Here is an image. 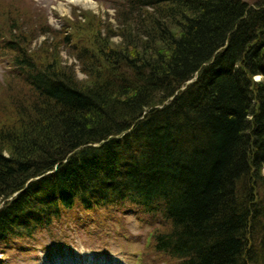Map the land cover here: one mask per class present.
<instances>
[{
	"label": "trees",
	"instance_id": "obj_1",
	"mask_svg": "<svg viewBox=\"0 0 264 264\" xmlns=\"http://www.w3.org/2000/svg\"><path fill=\"white\" fill-rule=\"evenodd\" d=\"M126 3L147 11L145 34L127 54L96 42L79 57L86 82L10 43L36 100L17 128L0 127V199L22 189L0 209V252L76 199L124 188L168 221L157 248L176 264H264V0ZM116 156L120 181L106 166ZM55 167L38 180L51 201L35 216L34 182L24 186Z\"/></svg>",
	"mask_w": 264,
	"mask_h": 264
},
{
	"label": "rangeland",
	"instance_id": "obj_2",
	"mask_svg": "<svg viewBox=\"0 0 264 264\" xmlns=\"http://www.w3.org/2000/svg\"><path fill=\"white\" fill-rule=\"evenodd\" d=\"M247 1L255 6L258 0ZM89 2L96 5L91 6ZM126 9H129L126 0H0V54L7 57L0 58V127L17 128L25 120V114L33 113L35 107L36 94L12 66L16 51L9 46L13 40L40 64L73 65L71 68L76 79L86 82L89 76L82 69L79 57L96 53L99 49L96 42L106 38L109 48L122 49L121 52L126 54L129 46L139 45L140 31L145 34L142 22L147 11L138 13ZM52 114H57V111ZM46 139L48 148L61 144L53 140H47V143ZM252 182L247 184V188L249 184L254 185ZM257 191L254 188V192ZM259 194L263 196L260 191ZM66 215H72L71 211ZM129 218L132 222H123V232L105 233L107 238L111 237L109 241L113 248L108 251L110 261L130 264L127 259L135 254V264H176L174 259L156 252L153 247L151 234L159 227L156 223L142 217L141 222L134 224L136 217ZM58 226L57 222L54 227ZM123 233L128 236L123 237ZM37 238L43 239V233H37ZM80 239L84 240V237ZM114 247L126 251V254H116ZM6 250L5 256L0 254L5 264H53L38 256L28 257L11 248Z\"/></svg>",
	"mask_w": 264,
	"mask_h": 264
},
{
	"label": "bare ground",
	"instance_id": "obj_3",
	"mask_svg": "<svg viewBox=\"0 0 264 264\" xmlns=\"http://www.w3.org/2000/svg\"><path fill=\"white\" fill-rule=\"evenodd\" d=\"M247 1V0H246ZM248 2V1H247ZM249 3V2H248ZM250 4V3H249ZM89 5H96V3L95 2H89ZM251 5V4H250ZM87 6V5H86ZM252 6V5H251ZM256 6V5H255ZM168 136H169V133H168ZM169 137H171V136H169ZM168 146H169V150L170 149H172L173 147H174V145L173 144H168ZM172 155H174L173 153H172ZM122 158H121V156H116V157H114L113 158V160L111 161V163H110V165L108 166V165H106L107 166V169H113V171H115V178H117L118 179V181H120V178H122V176H121V167H116L117 166V164L120 162V160H121ZM161 162V163H160ZM160 162L158 161V162H155L154 163V166L155 167H161V165L162 166H166V165H170V163H172L173 161H168V159L166 160V159H161L160 160ZM103 168H104V166H103ZM115 168V169H114ZM159 169H164V168H159ZM155 174H153V173H150L149 175L150 176H154V178H158L160 175V172H158L157 171V169L155 170ZM260 191V190H259ZM259 191L257 192V193H259Z\"/></svg>",
	"mask_w": 264,
	"mask_h": 264
}]
</instances>
